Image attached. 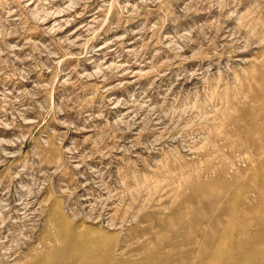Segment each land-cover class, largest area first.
<instances>
[{
    "label": "rangeland",
    "instance_id": "1",
    "mask_svg": "<svg viewBox=\"0 0 264 264\" xmlns=\"http://www.w3.org/2000/svg\"><path fill=\"white\" fill-rule=\"evenodd\" d=\"M0 264H264V0H0Z\"/></svg>",
    "mask_w": 264,
    "mask_h": 264
}]
</instances>
